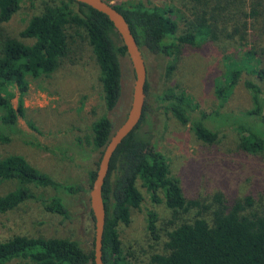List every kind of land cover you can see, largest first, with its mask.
Instances as JSON below:
<instances>
[{"label": "trees", "instance_id": "obj_1", "mask_svg": "<svg viewBox=\"0 0 264 264\" xmlns=\"http://www.w3.org/2000/svg\"><path fill=\"white\" fill-rule=\"evenodd\" d=\"M20 0H0V22L5 23L17 11ZM109 3V0H104ZM193 19L187 23V32L176 38L177 24L160 8L143 3L112 5L126 20L142 53L168 57L179 42L195 45L208 38H217L219 22L225 26L226 36L247 45L244 63L256 81L247 80L251 93L252 109L242 113L214 111L195 116V107L182 92L156 96L158 105L169 111L183 125H189L196 137L206 144L218 140V131L208 127L233 128L239 134V147L249 153L264 152V97L259 82H264V0H191ZM76 3L78 11H73ZM110 4V3H109ZM195 28V30H194ZM71 29H82L93 50L101 72L103 100L107 110L117 106L122 94L121 59L127 57L126 48L109 19L96 10L73 0H57L33 16L20 32L23 39L33 40L26 45L10 38L0 29V84L13 85L21 94L28 91L26 76L51 75L61 60L69 54ZM238 63L228 64L227 95L239 82L242 68ZM259 81V82H258ZM149 89L146 82L145 93ZM224 98L223 94L219 95ZM21 102L14 109L0 96V107L5 114L0 119V144L11 141L20 133L18 117L23 110ZM147 104L138 126L123 140L111 158L108 175L103 185L102 197L106 222L102 241L104 264H123L117 227L128 224L132 209H139L143 198L138 189L150 194L153 203H163L177 218L190 208L210 209L196 201H187L179 182L172 178L167 158L152 141L139 131L144 122ZM112 122L98 119L92 127L93 145L101 152L113 133ZM100 160V159H99ZM99 163V161H98ZM98 166V164H97ZM96 170L89 173L91 189ZM17 180L21 187L0 196V213L19 207L28 200L42 202L44 208L69 218V209L60 196L47 199L38 197L27 186L49 187L57 193L74 195L82 191L75 184H63L40 173L23 157L7 156L0 160V182ZM216 207L211 219L197 216L191 222L175 225L167 233L166 253L150 257L148 264H264V214L253 212L252 199L244 197L225 206L222 195L213 196ZM247 209L249 210L247 212ZM147 230L153 240H159L157 214L146 211ZM172 221H170L171 223ZM92 249L84 250L76 241L62 238L13 236L0 242V264H94Z\"/></svg>", "mask_w": 264, "mask_h": 264}, {"label": "rangeland", "instance_id": "obj_2", "mask_svg": "<svg viewBox=\"0 0 264 264\" xmlns=\"http://www.w3.org/2000/svg\"><path fill=\"white\" fill-rule=\"evenodd\" d=\"M57 0H20L10 20L0 29L10 38L31 45L33 40L23 39L20 32L29 20L39 15L45 6ZM111 5L143 3L158 7L176 22L175 37L187 32V23L193 19L191 0H109ZM73 11H78L76 3ZM217 38H208L195 45L176 42L168 57L146 55L147 68L146 115L140 133L148 137L166 156L169 171L182 189L187 201H196L210 209L190 208L173 218L161 202L153 203L150 194L137 183L142 194L139 209H132L128 224L117 227L123 264H148L152 255L166 253L167 233L175 225L191 222L197 216L211 219L216 207L213 196L222 195L225 206L250 197L253 212L264 214V152L247 153L239 147V134L233 128H209L218 131V140L206 144L199 140L189 125L181 124L158 105L157 95L184 93L195 107V116L214 111L225 113L246 112L252 109L251 93L245 81H256L244 63L247 45L226 36L220 22ZM195 30V28H194ZM69 54L49 76H26L28 91L21 94L13 85L0 84V96L16 109L21 102L23 113L18 117L20 133L11 141L0 144V160L7 156L23 157L40 173L63 184H75L82 191L74 195L57 193L49 187L27 188L43 199L60 196L69 209V218L48 212L42 202L28 200L19 207L0 213V242L13 236L62 238L76 241L89 251L92 249L94 221L90 210L89 173L97 169L100 151L93 145V124L108 118L117 129L130 107L134 73L127 57L121 59L122 94L114 110L105 107L101 87V72L93 50L82 29H71ZM245 65L231 94L226 93L228 64ZM259 82V81H258ZM264 92V82H259ZM223 94L224 98H220ZM264 97V93H263ZM5 109L0 107V119ZM21 187L17 180L0 182V196ZM157 214L159 240H153L147 230L146 211ZM249 210L247 209V212ZM170 221H172L170 223Z\"/></svg>", "mask_w": 264, "mask_h": 264}, {"label": "water", "instance_id": "obj_3", "mask_svg": "<svg viewBox=\"0 0 264 264\" xmlns=\"http://www.w3.org/2000/svg\"><path fill=\"white\" fill-rule=\"evenodd\" d=\"M84 4L97 12L105 15L113 24V27L119 35L122 44L126 48V55L129 59L133 73L134 82L130 107L126 118L122 124L113 131L108 143L103 149L100 157L95 179L89 193L90 210L94 221L93 234V261L94 264H104L102 259V241L106 222V211L102 197V189L108 175L111 158L118 146L123 140L138 126L143 115L145 104V86L147 82V68L142 53L136 43L134 36L125 20V18L113 8V6L104 0H73Z\"/></svg>", "mask_w": 264, "mask_h": 264}]
</instances>
